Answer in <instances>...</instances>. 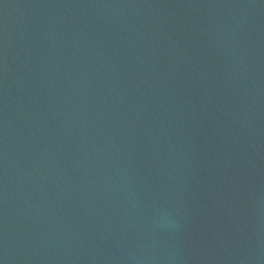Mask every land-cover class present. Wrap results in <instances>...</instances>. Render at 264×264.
Returning a JSON list of instances; mask_svg holds the SVG:
<instances>
[{
  "label": "water",
  "instance_id": "1",
  "mask_svg": "<svg viewBox=\"0 0 264 264\" xmlns=\"http://www.w3.org/2000/svg\"><path fill=\"white\" fill-rule=\"evenodd\" d=\"M0 261L264 264V0H0Z\"/></svg>",
  "mask_w": 264,
  "mask_h": 264
},
{
  "label": "clouds",
  "instance_id": "2",
  "mask_svg": "<svg viewBox=\"0 0 264 264\" xmlns=\"http://www.w3.org/2000/svg\"><path fill=\"white\" fill-rule=\"evenodd\" d=\"M153 223L157 228L162 230L169 229L175 226L168 209L163 207L157 208L155 210Z\"/></svg>",
  "mask_w": 264,
  "mask_h": 264
},
{
  "label": "snow or ice",
  "instance_id": "3",
  "mask_svg": "<svg viewBox=\"0 0 264 264\" xmlns=\"http://www.w3.org/2000/svg\"><path fill=\"white\" fill-rule=\"evenodd\" d=\"M0 264H2V261H0Z\"/></svg>",
  "mask_w": 264,
  "mask_h": 264
}]
</instances>
